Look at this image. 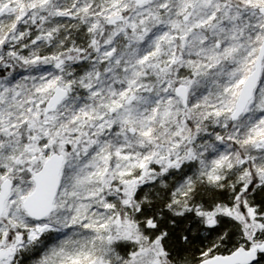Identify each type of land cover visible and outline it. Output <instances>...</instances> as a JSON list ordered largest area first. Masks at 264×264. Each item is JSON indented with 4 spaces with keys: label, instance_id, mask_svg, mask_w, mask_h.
Returning a JSON list of instances; mask_svg holds the SVG:
<instances>
[{
    "label": "snow or ice",
    "instance_id": "1",
    "mask_svg": "<svg viewBox=\"0 0 264 264\" xmlns=\"http://www.w3.org/2000/svg\"><path fill=\"white\" fill-rule=\"evenodd\" d=\"M0 264H264V0H0Z\"/></svg>",
    "mask_w": 264,
    "mask_h": 264
}]
</instances>
